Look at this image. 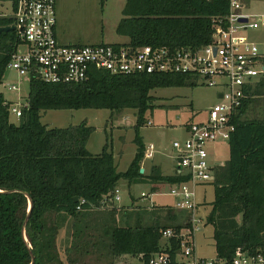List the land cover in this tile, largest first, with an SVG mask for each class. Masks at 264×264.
<instances>
[{
  "label": "trees",
  "instance_id": "trees-1",
  "mask_svg": "<svg viewBox=\"0 0 264 264\" xmlns=\"http://www.w3.org/2000/svg\"><path fill=\"white\" fill-rule=\"evenodd\" d=\"M228 6V0H125L115 31L136 46L194 49L212 39V19L226 14ZM12 23L10 17L0 16V26ZM19 43L16 30L0 33V84ZM187 85L197 83L189 75H121L96 69L80 82L46 83L32 77L27 105L17 123L9 120L10 102L0 92V264H62L56 236L58 225L66 218L73 223L70 235L76 240L70 247L83 258L89 245H94V234L102 232L89 209L102 207L119 180H125L128 186L147 182L152 191L180 182L182 177L165 175L156 166L148 174L140 173L145 150L140 128L146 122V112L154 106L152 90ZM246 93L249 96L235 113V129L227 140L228 159L213 168V200L205 220L213 228L215 255L226 260L238 251L253 252L264 247V117H245L255 98L264 96V76ZM84 108L117 113L134 110L136 152L125 171L116 170L108 143L98 154L86 148L93 127L84 121L48 127L40 120L41 111ZM29 198L32 206L24 224ZM126 213L136 216L133 224L116 223L102 232L109 237L112 259L131 255L147 264L152 254L163 250L162 231L171 228L174 234L166 250L171 264H178L177 235L189 226L191 213L170 205L144 209L130 206ZM144 213L151 216L147 222ZM75 261L70 258L72 264Z\"/></svg>",
  "mask_w": 264,
  "mask_h": 264
},
{
  "label": "built area",
  "instance_id": "built-area-1",
  "mask_svg": "<svg viewBox=\"0 0 264 264\" xmlns=\"http://www.w3.org/2000/svg\"><path fill=\"white\" fill-rule=\"evenodd\" d=\"M228 3L227 13L212 19V39L194 49L136 46L129 42L64 44L57 36L55 0H11V13L5 16L13 20L20 37L6 68L26 76L28 81L37 77L46 83L80 82L96 69L121 75H189L197 84L217 88V97L220 93L218 98L222 101L209 108L206 119L193 121L188 128L184 126L186 136L172 142L174 175L183 179L171 185L167 194L176 199V209L191 213L189 226L181 228L177 235L180 244L175 261L178 264H182L177 260L178 255L187 256L188 264H264V247L253 252L238 251L231 260L216 255L207 259L196 256L193 243L194 232L201 223V218L196 216L195 188L210 183L213 168L219 164L209 161L206 143L219 139L227 142L235 129V113L249 96L246 90L264 76V55L246 34L250 30L264 29V13L244 12L242 0H228ZM6 85L9 90L18 89L13 83ZM26 105V101L10 103L9 113L19 118ZM154 151V145L149 143L143 158H152ZM146 195L141 193V196ZM112 196L113 201L120 200L117 189ZM111 197L105 198L102 204L110 202ZM173 234L171 228L162 231L163 250L152 254L147 264H171L166 248H170L168 239Z\"/></svg>",
  "mask_w": 264,
  "mask_h": 264
},
{
  "label": "rangeland",
  "instance_id": "rangeland-1",
  "mask_svg": "<svg viewBox=\"0 0 264 264\" xmlns=\"http://www.w3.org/2000/svg\"><path fill=\"white\" fill-rule=\"evenodd\" d=\"M242 2L244 12L264 13V0H242ZM124 3L125 0H55V10L63 32L73 40H64L63 34L61 36L57 31L58 39L68 45L125 42L126 37L118 35L115 31L122 17ZM10 13L11 0H0V14L8 16ZM246 34L251 41L257 43L259 51L264 55V29L250 30ZM7 83L17 85L18 89L9 90ZM28 86L29 81L26 76L19 75L14 69L6 68L0 84V92L11 104H21L26 101ZM150 94L154 98L152 102L154 106L151 111L146 112V122L140 128V136L145 147L152 143L156 150L148 161H162L164 164L162 170L171 172L173 160L169 156H173L172 142L186 136L184 130V126L187 128L186 123L206 119L209 108L222 100L217 97L216 87L200 84L193 87L187 85L156 88ZM245 117H264V96L255 98ZM17 119L10 113L11 122L17 123ZM40 120L48 127H66L82 121L93 127L86 148L92 154H98L105 143H108L118 172L126 170L136 152V145L133 142L134 110H123L119 113L95 108L45 110L40 112ZM148 121L150 124L147 123ZM206 150L210 162H218L222 165L228 159V145L224 140L207 142ZM169 188L170 186L166 185L163 190L161 189L162 191L154 192L150 183L138 182L128 186L127 182L121 179L115 188L118 190L120 200L113 201L112 196L110 202L101 206H134L136 209H144V207L168 204L174 207L176 199L167 194ZM142 192L147 194L146 197L141 196ZM195 199L196 216L201 218V223L197 225L198 229L193 237L195 254L197 257L210 259L215 256L213 228L210 224H205V220L210 210V202L213 200V185L211 183L198 185L195 188ZM92 208L99 209L94 206ZM143 218L147 222L151 216L144 213ZM72 224L71 219L66 218L58 225L56 248L62 264H72L70 258L76 259L74 264H102L99 257L92 256L87 260L92 254L79 258L73 253L70 246H74L76 240L70 235L73 230ZM126 259L127 264H145L138 256L128 255ZM177 260L182 264H188L189 258L178 255Z\"/></svg>",
  "mask_w": 264,
  "mask_h": 264
},
{
  "label": "crops",
  "instance_id": "crops-1",
  "mask_svg": "<svg viewBox=\"0 0 264 264\" xmlns=\"http://www.w3.org/2000/svg\"><path fill=\"white\" fill-rule=\"evenodd\" d=\"M56 18H57L56 31H59L61 36L63 34L62 38L64 40H73V39H71L72 38L71 36L66 35V33L63 32V27H62V24L60 23V19L57 17V11H56ZM146 148L147 147H145V149ZM155 152H156V150L154 151V153ZM153 156H154V154H153ZM169 157H170V159L173 160V170L171 172H165L162 170V167L164 166L162 161H157V162L148 161L149 160L148 158H143L141 160V163H140L141 168L143 169L142 173L148 174L151 167L156 166L159 168L161 173H163L165 175H174V172H175L174 171L175 170L174 169L175 168V152H174V150H173V156H169ZM206 184H208V183H206ZM154 192H156V191H154ZM155 194H157V193H155ZM163 205L164 204H162V206ZM114 207L109 206V207H99V209H97V208L96 209H93V208L89 209V212L93 213V215L96 216V218L98 219L97 220V225H98L97 227H99L102 232H104L105 230H107L108 228H110L112 225H114L116 223L119 225L126 224V223L133 224L134 221L136 220V216L134 214L126 213L127 210L130 209V206H118L117 205ZM102 232L94 234L95 236L92 238V240L94 241V245H92V243H91L89 245L88 249L86 248L88 250V253H85L82 255L85 256L86 254L90 255L92 253L91 257L92 256L99 257L102 260L101 261L102 264H127L128 261H127L126 257L128 255H122V256L116 257L114 259L111 258L109 251H108V246H107L108 241H109V237L107 235V232H105V233H102ZM77 249H79V248H77ZM94 263H96V262H94Z\"/></svg>",
  "mask_w": 264,
  "mask_h": 264
},
{
  "label": "water",
  "instance_id": "water-1",
  "mask_svg": "<svg viewBox=\"0 0 264 264\" xmlns=\"http://www.w3.org/2000/svg\"><path fill=\"white\" fill-rule=\"evenodd\" d=\"M10 30H16V25H15V23H12V24H10V25H6V26H0V33H1V32H7V31H10ZM220 96H221V94L219 93V94H218V97H220ZM139 171H140V173H142V172H143V169L140 168ZM77 200H78V197H75V201H77ZM28 202H29L28 214H27V216H26V218H25V220H24V224H26V222H27V220H28L29 212H30V209H31V206H32V201H31L30 198L28 199ZM32 260H33V257H32Z\"/></svg>",
  "mask_w": 264,
  "mask_h": 264
}]
</instances>
